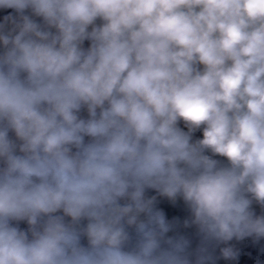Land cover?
<instances>
[{
  "label": "clouds",
  "instance_id": "clouds-1",
  "mask_svg": "<svg viewBox=\"0 0 264 264\" xmlns=\"http://www.w3.org/2000/svg\"><path fill=\"white\" fill-rule=\"evenodd\" d=\"M0 8V264H215L264 238V0ZM147 190L183 199L195 253Z\"/></svg>",
  "mask_w": 264,
  "mask_h": 264
},
{
  "label": "crops",
  "instance_id": "crops-1",
  "mask_svg": "<svg viewBox=\"0 0 264 264\" xmlns=\"http://www.w3.org/2000/svg\"><path fill=\"white\" fill-rule=\"evenodd\" d=\"M9 14H11L13 17H15L17 19L19 18L18 14L15 12L14 9H11V8H0V23H5V19L4 18L6 16H8ZM24 14L28 15L26 11H25ZM29 16L32 19H34L37 23H40L41 17H36L33 14H31ZM7 26H8V28L12 27L11 21L8 22ZM0 48L3 49V46L0 45ZM196 136L198 137V139H202L203 138V127H201L200 129L197 130ZM205 154L209 155L213 159H216V160L220 161L222 164H227V160H226L225 157H222V156H219V155H213L210 151H206ZM148 191L156 192L155 190H147L146 192H148ZM255 204L256 203L253 202L252 207ZM159 210H162L165 213L166 218L169 221L178 222V223H176V226H175L174 230L170 231L169 233H167V236H169L170 234L175 233L177 231H182V230H185L186 228H188V227L184 226V221L186 219L190 218L191 213H190L189 208L184 203L182 198L178 197L173 202V201L169 200L167 197H164V196L160 195V207H159ZM67 219H70V218H67ZM84 223L86 224V221ZM129 232H130V234L132 236V240L129 242L128 245H126V250L128 248H131L134 245V243H135V232H134V230L130 228ZM81 243L84 244L85 246L87 245L86 237L82 238ZM196 249L197 248H194L190 253H195ZM213 254H214V257H215V264H239V262L241 261L239 256H237L235 259H224L221 252H217V253L214 252ZM191 259L194 261L195 260V256L193 255L191 257ZM258 260H259V262H261L262 259L260 257H258Z\"/></svg>",
  "mask_w": 264,
  "mask_h": 264
},
{
  "label": "trees",
  "instance_id": "trees-1",
  "mask_svg": "<svg viewBox=\"0 0 264 264\" xmlns=\"http://www.w3.org/2000/svg\"><path fill=\"white\" fill-rule=\"evenodd\" d=\"M196 132L192 133V140L195 142L198 140V137L196 136ZM256 215H264V208L260 209L259 211L255 212ZM186 229H191L194 230L198 233L197 229L195 226H189ZM185 229V230H186ZM179 232V231H177ZM176 233V232H175ZM174 234V233H172ZM171 235V234H170ZM201 244V237L198 234L197 239L195 240L194 244L190 248V252L194 248H198ZM166 247V245H163ZM260 246H264V238L259 239L258 241L254 237H246L240 240L233 239L227 243H221L217 246L214 247V252H221L224 247H232L234 251L238 253L237 256L242 257V264H260L258 258H257V249Z\"/></svg>",
  "mask_w": 264,
  "mask_h": 264
},
{
  "label": "built area",
  "instance_id": "built-area-1",
  "mask_svg": "<svg viewBox=\"0 0 264 264\" xmlns=\"http://www.w3.org/2000/svg\"><path fill=\"white\" fill-rule=\"evenodd\" d=\"M26 12H27L28 15H31L32 14L30 9L29 10H26ZM40 23L43 24V19L42 18H41ZM95 23H96L97 26H99L103 22L100 19H97V21ZM52 31H55V29H52ZM89 31H91V26L89 27ZM90 43H91L90 41L85 40L84 43H83V45H82V47L84 49H87L90 46ZM0 52H3V49L0 48ZM198 68L200 70H203V65H198ZM79 116L81 118L87 119L88 118L87 109L86 108L82 109L80 111V113H79ZM178 127H180L182 130H184L186 132L188 131L187 126L185 125L184 121H182V120L178 123ZM201 127H203V126H201ZM9 136H10V138H12L14 140L16 139L15 138V134L13 132H9ZM89 140H90L89 137H85V142H88ZM17 143H19V141H17ZM73 151H75V149H73ZM146 196H148V197L156 196V204H155V207L157 209H159V207H160V195L157 192L148 191V192H146ZM13 224L16 225L17 222L13 221ZM18 226L21 229H23V230H27V228H28V224H27L26 221L18 222ZM183 236H185L190 241V247L188 249V251H189L190 248H191V246L194 244L195 240L197 239L198 233L196 231H194V230H191L190 232H187V233L183 234ZM239 264H242V263H239Z\"/></svg>",
  "mask_w": 264,
  "mask_h": 264
},
{
  "label": "water",
  "instance_id": "water-1",
  "mask_svg": "<svg viewBox=\"0 0 264 264\" xmlns=\"http://www.w3.org/2000/svg\"><path fill=\"white\" fill-rule=\"evenodd\" d=\"M262 208H264V207H261V206H260L259 204H257V203L252 207V209L254 210V212L259 211V210L262 209ZM190 231H191V229L182 230V231H179V232H176V233H174V234L169 235V237L176 236L177 234H179V235H183V234H185V233H187V232H190Z\"/></svg>",
  "mask_w": 264,
  "mask_h": 264
},
{
  "label": "rangeland",
  "instance_id": "rangeland-1",
  "mask_svg": "<svg viewBox=\"0 0 264 264\" xmlns=\"http://www.w3.org/2000/svg\"><path fill=\"white\" fill-rule=\"evenodd\" d=\"M260 257L262 260L260 262V264H264V246H260L258 249H257V258ZM240 262L239 263H242V257L240 256Z\"/></svg>",
  "mask_w": 264,
  "mask_h": 264
}]
</instances>
